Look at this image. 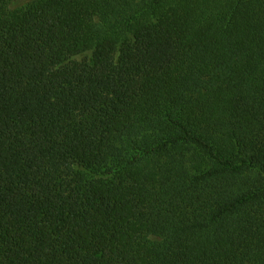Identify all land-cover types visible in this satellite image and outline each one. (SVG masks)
Instances as JSON below:
<instances>
[{"label": "trees", "instance_id": "trees-1", "mask_svg": "<svg viewBox=\"0 0 264 264\" xmlns=\"http://www.w3.org/2000/svg\"><path fill=\"white\" fill-rule=\"evenodd\" d=\"M0 264H264V0H0Z\"/></svg>", "mask_w": 264, "mask_h": 264}]
</instances>
